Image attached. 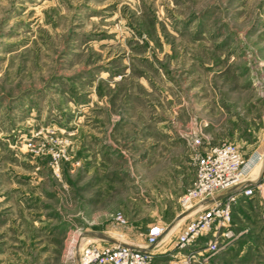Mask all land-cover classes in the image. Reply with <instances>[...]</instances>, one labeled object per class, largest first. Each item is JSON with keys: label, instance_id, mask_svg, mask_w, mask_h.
<instances>
[{"label": "rangeland", "instance_id": "obj_1", "mask_svg": "<svg viewBox=\"0 0 264 264\" xmlns=\"http://www.w3.org/2000/svg\"><path fill=\"white\" fill-rule=\"evenodd\" d=\"M197 134L264 141V0H0V264L170 222Z\"/></svg>", "mask_w": 264, "mask_h": 264}, {"label": "built area", "instance_id": "obj_2", "mask_svg": "<svg viewBox=\"0 0 264 264\" xmlns=\"http://www.w3.org/2000/svg\"><path fill=\"white\" fill-rule=\"evenodd\" d=\"M201 140L197 134L189 142L196 172L191 186L179 198L178 218L185 221L177 234L175 246L184 250L195 247L200 238L205 241L203 246L181 253L169 264H207L214 253L236 236L231 228V212L238 196H252L257 192L264 201V174L254 185L246 184L248 164L252 162L251 166H254L260 156L253 161L246 159L232 142L202 148ZM230 189L234 191L216 197ZM114 220L119 225L126 224L124 215L119 212L114 215ZM165 232V226H150L144 235L145 246L157 245ZM68 256L77 264H158L152 249H140L119 238L99 245L90 243L80 249L77 257L73 250Z\"/></svg>", "mask_w": 264, "mask_h": 264}, {"label": "crops", "instance_id": "obj_3", "mask_svg": "<svg viewBox=\"0 0 264 264\" xmlns=\"http://www.w3.org/2000/svg\"><path fill=\"white\" fill-rule=\"evenodd\" d=\"M253 145L251 151L245 153L247 158H251V161H253L256 160L257 156H260L261 159L254 166H251L252 162H249V174L246 180L247 185H254L264 174V141L255 142ZM209 146L211 145H203L202 148ZM232 191L234 189L219 193L216 197H221ZM263 209L264 201L257 192L252 196L239 195L236 203L232 206L231 212V228L236 236L218 252L214 253L207 264H264V223H246L249 219H253V216L260 215ZM178 214L179 212L177 211L168 223L156 221L148 224L145 230L140 233L143 235L140 241L130 240L127 243L135 245L140 249H152L158 264H169L171 259L179 257L181 253L203 246L205 238H200L195 247L192 246L184 250H179L175 246L177 234L185 221L184 218H178ZM235 215L241 217L246 224H234ZM255 218L258 219L257 216ZM155 224L165 226L166 232L157 245L145 246L144 235L148 228Z\"/></svg>", "mask_w": 264, "mask_h": 264}, {"label": "water", "instance_id": "obj_4", "mask_svg": "<svg viewBox=\"0 0 264 264\" xmlns=\"http://www.w3.org/2000/svg\"><path fill=\"white\" fill-rule=\"evenodd\" d=\"M226 195V194H225ZM225 195L221 196V197H224ZM111 241H113V239H110Z\"/></svg>", "mask_w": 264, "mask_h": 264}]
</instances>
